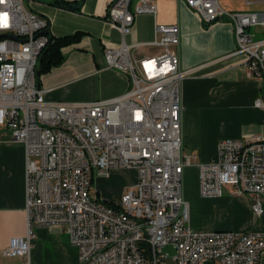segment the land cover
<instances>
[{
  "label": "built area",
  "instance_id": "obj_1",
  "mask_svg": "<svg viewBox=\"0 0 264 264\" xmlns=\"http://www.w3.org/2000/svg\"><path fill=\"white\" fill-rule=\"evenodd\" d=\"M204 26L217 21L233 28L235 49L246 57L247 75L261 85L255 105L264 108V39L248 28L263 24L259 13L229 12L221 0H179ZM39 0H0V125L25 152L26 232L11 237L1 253L28 257L35 226H62L77 248L80 264H257L264 232L195 231L188 225L182 193L186 166L198 171L204 198L248 195L252 211L263 212L264 138L222 139L217 155L198 162L181 146L180 86L193 70L179 62L178 25L156 24L148 43L127 44L139 14L156 15L151 0H112L106 13L121 42L103 50L108 68L128 76L127 90L90 102H51L35 81L38 55L47 42L46 19L28 5ZM26 4V5H25ZM151 45L157 54L135 58ZM134 168L136 184L118 203L108 204L93 188L94 174Z\"/></svg>",
  "mask_w": 264,
  "mask_h": 264
},
{
  "label": "crops",
  "instance_id": "obj_2",
  "mask_svg": "<svg viewBox=\"0 0 264 264\" xmlns=\"http://www.w3.org/2000/svg\"><path fill=\"white\" fill-rule=\"evenodd\" d=\"M54 0H39L28 8L48 22L53 36L83 32L75 43L62 48L64 61L41 74L38 85L45 89L44 99L51 102H90L123 94L128 76L108 68L103 50L121 42L119 32L106 19L112 0H84L76 11L67 6L53 5ZM75 4L79 0H65ZM156 15L139 14L127 44L148 43L154 38L156 24L178 25L179 62L183 70H193L181 82V146L185 153L196 155L198 162L216 158L217 144L222 139H244L254 135L264 138V108L255 100L261 94L260 83L246 72V57L234 53L232 26L217 21L204 26L198 16L179 0H151ZM229 12H255L263 24L248 28L254 40L264 39V0H239ZM160 51L151 45L134 49L135 58ZM194 166L195 165H190ZM111 169L108 176L96 177L94 190L106 202L118 203L121 195L137 182V171L129 168L128 179L120 190L111 192L110 182L120 172ZM188 203V225L195 231L227 230L234 232H264L263 212L253 213L248 195L232 196L230 188L216 198H204L198 193V183L184 187ZM25 152L23 144L13 140L10 131L0 125V264H80L78 251L70 244L62 226H35L28 257L6 256L1 251L14 236L26 232L25 218ZM257 264H264V253Z\"/></svg>",
  "mask_w": 264,
  "mask_h": 264
},
{
  "label": "trees",
  "instance_id": "obj_3",
  "mask_svg": "<svg viewBox=\"0 0 264 264\" xmlns=\"http://www.w3.org/2000/svg\"><path fill=\"white\" fill-rule=\"evenodd\" d=\"M52 4L63 7L69 3L65 0H54ZM42 32L47 37V42L38 55L35 67V71H38V75L35 74L37 84L41 74L48 72L51 68L60 65L64 61L62 48L77 42L84 35L83 32L77 31L71 35L53 36L49 31L48 25ZM105 203L112 204L106 201Z\"/></svg>",
  "mask_w": 264,
  "mask_h": 264
},
{
  "label": "rangeland",
  "instance_id": "obj_4",
  "mask_svg": "<svg viewBox=\"0 0 264 264\" xmlns=\"http://www.w3.org/2000/svg\"><path fill=\"white\" fill-rule=\"evenodd\" d=\"M133 2H135V0H133ZM239 3H240L239 0H223L221 2V5L226 9H234L236 6H238ZM115 169L120 170L119 171L120 173L116 175L110 182H108L107 187L111 192L120 190L124 182L128 179V173H124V171L126 172L127 169L129 168H115ZM182 176H183L184 187L191 188L195 181L198 183V171L197 168L194 166L184 167ZM95 182H96V175L94 174L93 183L95 184ZM163 250L167 254L165 263L173 264L172 257L174 256L175 253V249L173 248V246L171 244H168L167 246L164 247Z\"/></svg>",
  "mask_w": 264,
  "mask_h": 264
},
{
  "label": "water",
  "instance_id": "obj_5",
  "mask_svg": "<svg viewBox=\"0 0 264 264\" xmlns=\"http://www.w3.org/2000/svg\"><path fill=\"white\" fill-rule=\"evenodd\" d=\"M83 1L84 0H79L77 3L75 4H71V5H67L65 6L64 8L67 9V10H70V11H76V10H79L83 4ZM0 36H3V37H11V38H14L13 35H6V34H2ZM35 74L38 75V71H35ZM205 264H212L211 262L207 261L205 262Z\"/></svg>",
  "mask_w": 264,
  "mask_h": 264
}]
</instances>
